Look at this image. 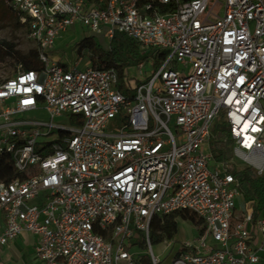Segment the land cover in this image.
I'll list each match as a JSON object with an SVG mask.
<instances>
[{"label": "built area", "instance_id": "1", "mask_svg": "<svg viewBox=\"0 0 264 264\" xmlns=\"http://www.w3.org/2000/svg\"><path fill=\"white\" fill-rule=\"evenodd\" d=\"M209 2L7 0L29 20L44 66L0 81V158L16 173L0 171V248L27 232L42 264H161L153 219L191 211L198 236L180 241L170 264L260 262L264 217L248 202L237 219L233 171L239 160L264 173V0ZM75 25L108 42L123 33L146 58L121 85L115 68H68L52 51ZM38 110L49 121L12 119ZM63 115L76 127L57 125ZM217 122L229 133L224 161L211 147ZM43 128L66 136L39 142Z\"/></svg>", "mask_w": 264, "mask_h": 264}, {"label": "trees", "instance_id": "2", "mask_svg": "<svg viewBox=\"0 0 264 264\" xmlns=\"http://www.w3.org/2000/svg\"><path fill=\"white\" fill-rule=\"evenodd\" d=\"M4 9L15 17L20 26L28 30L29 20H22L23 15L14 11L7 3L1 0ZM166 9V8H164ZM22 20V22H21ZM77 53L82 55L84 51L89 52L91 66L100 69L115 68L120 77V85L125 82V72L127 68L134 67L139 61L146 58L142 53L139 44L123 33H116L108 45H103L96 35L87 36L77 44ZM0 53L3 56H11L15 59L18 70H38L44 64L39 59L37 49H31L27 53L17 49L15 43L7 40L0 41ZM164 60V53H159L154 57L153 66L158 69ZM18 72V71H17ZM137 82V81H136ZM138 83V82H137ZM211 147L218 161L230 158V140L227 127L223 123H216L212 130ZM0 171L3 177L8 180L16 176L11 156L3 155L0 158ZM233 174L240 181L241 197L238 201L236 212H240L239 219H242L244 210L239 211V206L245 203H253V219L264 217V173L258 175L254 169L243 166L236 168ZM179 220L189 221L193 225H199L202 220L191 211H177L165 215H157L153 219L150 231L152 243H162L166 240L172 241L178 234ZM143 246V242H140ZM138 264H151L148 257L143 256Z\"/></svg>", "mask_w": 264, "mask_h": 264}, {"label": "rangeland", "instance_id": "3", "mask_svg": "<svg viewBox=\"0 0 264 264\" xmlns=\"http://www.w3.org/2000/svg\"><path fill=\"white\" fill-rule=\"evenodd\" d=\"M213 3V0H210L209 5L211 6ZM221 9V6L216 7V12H219ZM22 22V20H21ZM69 33L66 34L56 48V55L60 56L65 54V57L69 60L72 59V57H80L78 68L81 70H84L87 68V64L89 62V52L84 51L82 55L77 53V44L84 39L87 36L95 35L91 31L88 30V28L81 26V25H75L69 28ZM97 39L103 44L108 45V40H105L102 38V36H97ZM7 40L11 41L16 44L17 49L22 51L23 53H27L31 49L36 48V44L33 40H31L28 37V30L26 27L20 26L17 19L13 17L11 14H9L5 9L2 1L0 0V41ZM69 60V61H70ZM71 63V62H70ZM20 68L19 65L16 64L15 59L11 56H3L0 53V81L6 80L8 78L13 77L18 69ZM149 69V65L147 67ZM127 95L128 92H125ZM12 119L16 120H41V121H49V116L44 110H38L31 113H24L19 114L16 116H13ZM55 123L60 126H64L67 128H75L76 124L70 120V117L67 115H63L62 117H58L55 119ZM120 125V121L115 120L111 121L110 125L108 127V130L114 129ZM48 129L43 128L42 134L43 136L39 137V142H52L55 140L60 139L62 136H66V134H61L58 129H53V133L44 136L46 134ZM245 166V164L242 161H236V168H242ZM235 168V169H236ZM46 195V192L41 191L39 195V199H43ZM38 198L31 201L29 204H35L37 203ZM239 211L244 210V205L239 206ZM237 219L240 217V212H236ZM198 236V230L196 229L195 225H193L189 221H183L179 220V230L178 234L175 236V238L171 241L172 244L169 247H166V244L164 242L162 243H154L153 249L156 255L159 256L162 263L161 264H170L173 256L174 251H176L179 248L180 241L186 240V239H193L194 237ZM174 243L176 244L174 246ZM27 247L23 246L21 243H17L14 245H11L9 247V251L7 254H5L3 257L8 258L10 260V264H42L39 262H36L33 259V255H30L27 253L26 250ZM23 250V251H22ZM22 251V252H21ZM143 258L145 255H139ZM2 257V256H0Z\"/></svg>", "mask_w": 264, "mask_h": 264}, {"label": "crops", "instance_id": "4", "mask_svg": "<svg viewBox=\"0 0 264 264\" xmlns=\"http://www.w3.org/2000/svg\"><path fill=\"white\" fill-rule=\"evenodd\" d=\"M69 29L64 32L60 37L57 38L56 40V44H55V47L52 51V58L53 60L55 61H58L59 63L63 64L64 66L66 67H72L74 65H77L78 66V63H79V59L80 57H72V59L69 61L66 57H65V54L62 53V55L60 56H57L55 53L56 51V48H57V45L59 44V42L61 41V39L69 33ZM71 62V63H70ZM90 61L88 62L87 64V67L90 66ZM35 236L31 233H24L23 235H21L20 237H18L17 239H15L14 241L10 242L8 245L4 246V247H1L0 248V260L7 263V264H10V260L8 258H4L3 256L5 254H7V252L9 251V247L11 245H14V244H17V243H21L23 244V246L27 247L26 250H27V253L30 254V255H33V259L38 262L36 259H35V255H34V245H35ZM23 251V250H22ZM21 251V252H22ZM259 255H260V262L258 264H264V250L262 251H259Z\"/></svg>", "mask_w": 264, "mask_h": 264}]
</instances>
